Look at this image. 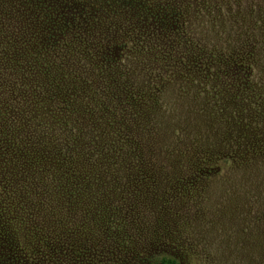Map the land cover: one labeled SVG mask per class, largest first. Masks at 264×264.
Returning a JSON list of instances; mask_svg holds the SVG:
<instances>
[{"label": "rangeland", "instance_id": "374dc122", "mask_svg": "<svg viewBox=\"0 0 264 264\" xmlns=\"http://www.w3.org/2000/svg\"><path fill=\"white\" fill-rule=\"evenodd\" d=\"M0 264H264V0H0Z\"/></svg>", "mask_w": 264, "mask_h": 264}, {"label": "trees", "instance_id": "16d2710c", "mask_svg": "<svg viewBox=\"0 0 264 264\" xmlns=\"http://www.w3.org/2000/svg\"><path fill=\"white\" fill-rule=\"evenodd\" d=\"M6 225H8V224H6ZM8 229H9V228H8ZM9 230H10V229H9ZM12 242H13V244H14V245L16 244V243H15V242H16V240H15V242H14V241H12Z\"/></svg>", "mask_w": 264, "mask_h": 264}]
</instances>
